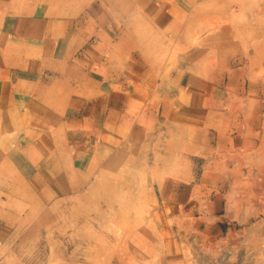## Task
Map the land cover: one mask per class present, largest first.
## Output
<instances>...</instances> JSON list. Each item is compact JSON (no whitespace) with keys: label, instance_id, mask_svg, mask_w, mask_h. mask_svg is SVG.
Wrapping results in <instances>:
<instances>
[{"label":"rangeland","instance_id":"374dc122","mask_svg":"<svg viewBox=\"0 0 264 264\" xmlns=\"http://www.w3.org/2000/svg\"><path fill=\"white\" fill-rule=\"evenodd\" d=\"M97 1L65 8L120 20L130 44L107 61L156 70L134 111L158 116L86 147L42 125L38 174L17 147L28 120L8 127L0 112V264H170L174 247L180 264H264V0H186L185 31L163 25V5ZM181 71L203 81L204 102L176 94Z\"/></svg>","mask_w":264,"mask_h":264},{"label":"crops","instance_id":"0c3cea01","mask_svg":"<svg viewBox=\"0 0 264 264\" xmlns=\"http://www.w3.org/2000/svg\"><path fill=\"white\" fill-rule=\"evenodd\" d=\"M111 1L117 9L127 13V0ZM142 1L150 6L163 5L158 11L166 14L165 27L179 31L188 28L191 19L180 21L177 17L181 12H190L192 5L186 0L178 3L167 0L163 4L155 0ZM100 2L104 4L98 0L90 5L94 8ZM72 3L68 0H0V112L5 114L2 117H7L8 127H12L15 120L13 117L9 120L11 114H23L28 120V133L23 137L29 142L17 147L27 156L25 163L31 167L29 171L35 169L38 174L42 170L39 157L42 150L31 140L42 137V125L55 123V129L58 128L66 140H73L70 143L77 147H86L84 145L95 139V135L104 138L107 133H117L121 126L134 122L137 114L155 117L159 113V107L153 108L150 104H146L144 112L142 109L134 111L149 98L147 89L153 93L158 82L156 70L141 61L134 68L125 62L114 70L115 66L107 61L111 53L124 54L130 44L127 31L120 29V20L112 23L111 19H102L103 14L96 13L95 8L74 17L75 12L67 11L75 5ZM103 10L105 7L100 11ZM141 10L142 7L135 6L136 17ZM139 53L136 61L143 58V52ZM170 81L177 86V95L183 92L185 97L190 95L198 103L202 99L204 102L203 81H192L185 71L177 72ZM182 255L180 249L174 247L169 254L170 264H180Z\"/></svg>","mask_w":264,"mask_h":264}]
</instances>
